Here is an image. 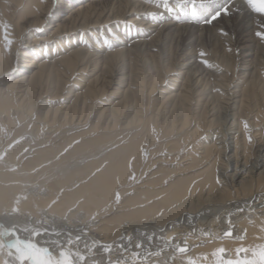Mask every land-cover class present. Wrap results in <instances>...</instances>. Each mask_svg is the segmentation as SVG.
Segmentation results:
<instances>
[{
	"label": "bare ground",
	"instance_id": "1",
	"mask_svg": "<svg viewBox=\"0 0 264 264\" xmlns=\"http://www.w3.org/2000/svg\"><path fill=\"white\" fill-rule=\"evenodd\" d=\"M228 5L205 23L189 0H0L5 226L57 252L71 238L80 264H215L264 243V15ZM217 35L234 62L206 51ZM170 43L173 64L156 58Z\"/></svg>",
	"mask_w": 264,
	"mask_h": 264
},
{
	"label": "snow or ice",
	"instance_id": "2",
	"mask_svg": "<svg viewBox=\"0 0 264 264\" xmlns=\"http://www.w3.org/2000/svg\"><path fill=\"white\" fill-rule=\"evenodd\" d=\"M189 2L191 3V17L193 19L204 17L205 23H211L222 15L230 14L228 0H225L223 5L214 10L210 14V18L209 9L212 5L217 3V0H189ZM161 3L166 5L167 0H161ZM246 4L255 13L264 15V0H246ZM151 16L153 19H156L157 13H151ZM257 35L264 39V30L259 31ZM5 39L9 44L12 43V41L8 40L6 29ZM201 55L203 56L205 53H201ZM203 62L205 64L208 63L207 60ZM0 159H3V157L0 156ZM131 179H136L134 174ZM115 199L116 202H119V192L116 193ZM57 202L58 199H55L52 201V204L54 205ZM20 214L21 209L19 207V200L16 201V206L5 208L3 210V217L5 218L14 217ZM23 231H31L32 237H37L41 234L36 228H32L31 230L24 228ZM45 231L47 230L45 229ZM224 235L232 237L233 233L229 230ZM69 236H71V234H69ZM79 239L80 236L77 235L75 240L78 241ZM240 239H243V237H240ZM72 246L73 240L70 238L67 241V246H60L57 252L49 246H42L31 238H23L15 223L10 227H6L5 223L0 220V256H7L10 258L3 260V264H80V262L85 261L86 256L80 252H74ZM136 247L139 248L141 245L137 244ZM110 250L109 246H105V251ZM187 251L188 247L186 242L184 246H176V252L178 253L183 254ZM236 252L238 255H242L243 258L224 259L223 257L226 254V249L223 247L217 249L216 255L218 256V259L215 261V264H264V243H260L253 247L242 246L236 249ZM248 253H251V258L248 257ZM135 255L138 257L139 253H136ZM109 264H112V262L109 261ZM116 264H119V261H117ZM188 264H198V261L195 259H189Z\"/></svg>",
	"mask_w": 264,
	"mask_h": 264
},
{
	"label": "rangeland",
	"instance_id": "3",
	"mask_svg": "<svg viewBox=\"0 0 264 264\" xmlns=\"http://www.w3.org/2000/svg\"><path fill=\"white\" fill-rule=\"evenodd\" d=\"M66 12V11H65ZM222 32V34L224 33H226V35L227 36H231L233 33L232 32H230L229 30H224V31H221ZM221 32L219 33V34H221ZM231 33V35H229ZM207 35V34H206ZM217 37H218V45L217 46H215V45H213L212 47L208 44V41H206L205 42V49H206V51L209 53V54H211V55H219V58L222 60V61H224V59H226V60H229L230 62H234L235 61V58H234V56H233V51H231L232 49H231V46H229L228 44H226L225 42H223L222 41V38H221V36H219V35H217ZM216 40V39H215ZM209 45V46H208ZM165 48H161V50H159V52L156 54V55H158L156 58L158 59V60H160V61H162V59L164 60V61H162V62H167V63H169V64H173V63H176L177 62V57H178V55H179V49L177 48V45L176 44H174V43H170V44H167V48H166V45L164 46ZM171 47H172V49H171ZM175 47V48H174ZM224 48H225V50H224ZM226 48H229L230 50L228 51V49H226ZM165 49V50H164ZM169 49V50H168ZM175 49V50H174ZM220 50V51H219ZM225 51H227V52H225ZM161 52L162 53H164V54H161ZM167 52V53H166ZM169 52V53H168ZM172 52V53H171ZM171 53V54H170ZM214 53V54H213ZM217 53V54H216ZM222 53V54H221ZM230 54V55H229ZM161 55H163V56H161ZM167 55V56H166ZM170 55V56H169ZM162 58H161V57ZM176 56V57H175ZM229 56V57H228ZM166 57L168 58V59H166ZM220 59H217L218 61L220 60ZM225 60V61H226ZM172 62V63H171ZM182 152H183V150H181ZM181 153V152H180ZM182 154V153H181ZM169 163H171V162H169ZM165 167H168L169 169H176V167H178L177 165H164ZM163 166V167H164ZM190 174H188V176H189ZM180 177V176H179ZM35 184V185H34ZM37 183H33L32 184V186H34L33 188L35 189V190H37V188L36 187H38L37 185H36ZM183 224H185V223H183ZM186 225V226H185ZM184 226L185 227H187L188 226V224H185ZM190 226V225H189ZM23 234V233H22ZM23 237H24V234H23ZM140 240L141 239H137V244H140V245H144L145 246V243H143L142 241L140 242ZM136 244V245H137ZM135 245V244H134ZM134 245H133V248H134ZM136 245H135V248H137L136 247ZM144 246H142L143 248H144ZM142 247H139V249H142ZM147 247V246H146ZM131 250V249H130ZM189 259H195V257L194 256H187V257H184L183 258V261L185 262H188L189 261ZM188 260V261H187Z\"/></svg>",
	"mask_w": 264,
	"mask_h": 264
}]
</instances>
